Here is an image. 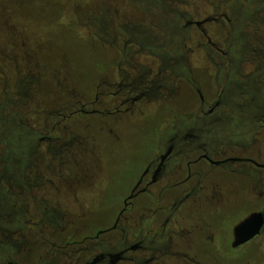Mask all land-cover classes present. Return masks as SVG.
<instances>
[{"label": "flooded vegetation", "instance_id": "af4514ba", "mask_svg": "<svg viewBox=\"0 0 264 264\" xmlns=\"http://www.w3.org/2000/svg\"><path fill=\"white\" fill-rule=\"evenodd\" d=\"M21 1L0 0V58L6 65V81L0 85V264L237 263L234 255L218 252L217 223L240 201V188L226 186L218 176L221 170L248 181L251 197L226 241L234 250L255 244L264 248V224L233 247V228L253 212L264 213L261 150L256 156L229 152L218 136L210 135L234 121L225 113L227 106L247 112L256 127L264 128L259 81L230 84L234 70L247 78L235 66L246 57L233 59L227 39L213 40L206 27L217 22L226 37L242 29V3L211 1L212 13L195 17L180 12L178 0H111L103 14L94 2L82 0L89 11L80 24L74 2L83 37L92 48L108 51L99 81L86 91L69 80L67 57L59 53L55 65L47 66L43 56L51 51L40 42L48 33L32 27ZM256 2L249 19L254 32L240 30L233 43L244 37L253 41L245 48L258 64L256 75L263 77L264 0ZM189 55H198L207 71L206 64H212L211 92L193 75ZM182 82L197 95L192 112L157 130L154 150L120 210L110 224L91 229L95 213L86 208L87 193L104 168L102 147L117 150L124 141L122 123L175 98ZM237 92L249 93V100L232 104L228 100Z\"/></svg>", "mask_w": 264, "mask_h": 264}, {"label": "rangeland", "instance_id": "374dc122", "mask_svg": "<svg viewBox=\"0 0 264 264\" xmlns=\"http://www.w3.org/2000/svg\"><path fill=\"white\" fill-rule=\"evenodd\" d=\"M84 1L87 3V0ZM91 1L95 3L92 4L97 7L99 13L103 14L106 9V4L111 0ZM211 1L215 0H189V2H191L190 4L181 3V1L178 0L177 6L180 12L185 13L187 11L190 15L195 17H206L213 11V6L210 3ZM21 2H23L24 8L26 9V17L31 24H33L32 27L38 25L39 29L42 30V28H45V31L48 33L40 42L42 47H46L51 51L50 56H43L47 66H54L57 61L56 59H58L57 56L60 53V55L69 59V65L72 66V73L67 74L69 80L73 81L78 89H86L87 91L94 87L95 82L99 81L97 76L101 72L103 60L105 59V55L108 54V51H106V47H98V49L92 48L90 41L83 37L84 29L76 25L77 21L74 20V13L76 12V14L80 16V24L85 23L86 20L83 18V15L88 13L89 7H85L82 0H22ZM74 2L76 3L75 5L78 6L74 8L73 13L71 7ZM239 3H242L244 15L242 23L245 26L242 29H238L237 32L228 34L226 37V32L223 31V28L217 22H208L206 27L213 36V40L222 41L223 38L227 39L233 59L236 57H240L241 59L246 57L243 61L235 63V66H238L242 74H247V78L237 74L234 70L230 78V84L246 81L248 79H257L259 81L257 85L260 91L264 92V76L261 77L256 75L258 64L252 59L253 56H251L248 49L245 48L250 43L252 44L253 41L248 37H244L239 43H233L234 36L240 32V30L244 34L254 32L255 24L249 19L252 16V12L255 11V7L258 6V3L256 0H239ZM85 9L87 10L84 11ZM258 22L260 21L258 20ZM235 23L237 22L235 21ZM29 28L31 27L29 26ZM33 32L32 30V33ZM40 34H42V32H40ZM193 35L195 39L196 29L193 30ZM38 37H40V35ZM189 45L191 46V41H189ZM240 49H244V51L241 53L239 51ZM46 53L47 52H45V54ZM198 55H200V53ZM198 55H189L193 75L207 92H211L215 86H213L210 76H214L215 70L211 63H207L206 65L210 68L209 71H211L212 75L209 71L200 67L201 62L197 59ZM202 64L204 63L202 62ZM5 68L6 65L0 58V77L3 78L4 82L6 81V79H4L6 75ZM48 71L49 69L44 70L46 74ZM7 75L8 78H15L16 76L13 73H8ZM224 76L226 75L219 77L221 87L222 85L224 86L225 80L222 79ZM77 82L79 83L78 85ZM45 84L48 89L50 87V82H46ZM181 86L180 93L172 100L162 101L159 105H151L153 111L150 110L140 119L125 120L121 128L123 131L122 133H124V141L119 144L117 150L109 149L108 144L105 146L101 145L103 146L104 168L99 173V177H96L97 182L90 187L87 193L88 202L86 203V208L88 209L90 205L92 213H95L91 220V229L95 226L110 224L112 219L116 216L125 197L135 185L136 179H138L139 174L150 158L151 152L154 150L157 130L165 129L168 123H170L169 120L176 118L184 120V116L192 112L193 103L197 95L185 82H182ZM237 94L238 92L231 97L232 100L228 101H231L232 104L234 102L244 103L250 98L249 93H241L236 96ZM225 113L234 118V121L231 123L232 125L226 124L223 130L221 129V131H217L216 134L211 133L210 135H212V137L218 136L223 142L220 145L221 148L229 152L246 151L256 156L258 151L261 150V160L264 162V128L256 127L254 121H250L252 117L249 116L247 112L231 111V108L227 106L225 108ZM166 120L168 122H165ZM244 145H247V147L245 148ZM3 146L6 147L7 145L4 144ZM85 161L90 163L92 159L89 158ZM218 176L226 186L237 184L240 188V201L234 202L233 205H231L234 207L228 208L224 212V219L217 223L219 226L218 240L221 242L219 245L222 247L218 252L222 256L230 254L238 258L237 263L228 260L226 264H245L243 258L247 260L250 259L253 264H264V248L261 245H247L240 250H234L230 247L225 237L232 225L241 217L245 216L248 211L247 206L251 199L248 181L223 170L218 172Z\"/></svg>", "mask_w": 264, "mask_h": 264}, {"label": "water", "instance_id": "95a60500", "mask_svg": "<svg viewBox=\"0 0 264 264\" xmlns=\"http://www.w3.org/2000/svg\"><path fill=\"white\" fill-rule=\"evenodd\" d=\"M264 224V213L262 211L253 212L234 229L233 247H237L243 242L260 232Z\"/></svg>", "mask_w": 264, "mask_h": 264}, {"label": "crops", "instance_id": "0c3cea01", "mask_svg": "<svg viewBox=\"0 0 264 264\" xmlns=\"http://www.w3.org/2000/svg\"><path fill=\"white\" fill-rule=\"evenodd\" d=\"M0 79H1V83L3 82V78L2 77H0Z\"/></svg>", "mask_w": 264, "mask_h": 264}]
</instances>
